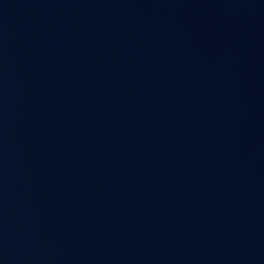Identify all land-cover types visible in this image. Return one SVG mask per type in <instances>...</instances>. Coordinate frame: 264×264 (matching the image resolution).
I'll return each instance as SVG.
<instances>
[{
	"label": "water",
	"instance_id": "obj_1",
	"mask_svg": "<svg viewBox=\"0 0 264 264\" xmlns=\"http://www.w3.org/2000/svg\"><path fill=\"white\" fill-rule=\"evenodd\" d=\"M0 264H264V0H0Z\"/></svg>",
	"mask_w": 264,
	"mask_h": 264
}]
</instances>
